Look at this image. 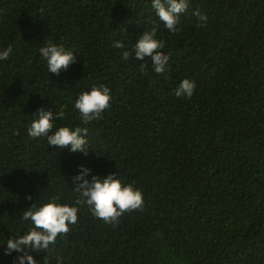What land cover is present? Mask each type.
Segmentation results:
<instances>
[{
  "label": "trees",
  "instance_id": "16d2710c",
  "mask_svg": "<svg viewBox=\"0 0 264 264\" xmlns=\"http://www.w3.org/2000/svg\"><path fill=\"white\" fill-rule=\"evenodd\" d=\"M152 29L163 74L133 52ZM177 29L151 0H0V50L12 49L0 61V264L31 227L26 207L76 204L81 164L117 172L142 207L105 223L79 205L67 233L30 253L39 264H264V0H190ZM48 40L77 56L59 75L39 54ZM185 78L194 94L176 97ZM101 84L112 99L86 125L87 156L27 134L40 107L63 110L57 128L84 127L75 100Z\"/></svg>",
  "mask_w": 264,
  "mask_h": 264
},
{
  "label": "clouds",
  "instance_id": "9594fccd",
  "mask_svg": "<svg viewBox=\"0 0 264 264\" xmlns=\"http://www.w3.org/2000/svg\"><path fill=\"white\" fill-rule=\"evenodd\" d=\"M190 0H151L155 14L163 22L169 32H176L180 15L189 7ZM202 21L206 20L201 16ZM115 48H123V41H114ZM165 44L156 38V29L145 31L134 43L133 52L137 60L150 59L152 69L156 74L167 71L170 57L164 53ZM11 47L0 50V61L7 60ZM39 54L46 62L48 74L59 75L61 70H67L70 64L77 62V56L65 48L61 43L48 40L40 47ZM125 59L129 52L123 53ZM193 80L185 78L175 88L176 97L190 98L195 91ZM110 89L101 84L94 85L90 90L78 94L74 109L79 112L82 126L67 125L56 127V121L64 116L63 110L53 111L52 108L40 107L33 114L27 134L32 138L44 137L49 146L58 150L67 149L69 152H79L88 155L90 146L86 125L100 119L102 113L110 106ZM56 128L55 131H52ZM72 184L79 193L75 205L58 203V197L37 205L32 203L22 214L24 221L30 222L31 227L24 234L10 238L6 242L5 255H17L13 264H39L31 252L47 250L54 243L58 234H65L69 226L77 222L78 206L86 204L94 217L103 219L105 223L115 222L125 211L139 209L143 204L142 192L134 185L125 184L118 178L117 172L106 176L94 174L92 168L79 165L76 174L72 177ZM31 200V194L25 197Z\"/></svg>",
  "mask_w": 264,
  "mask_h": 264
}]
</instances>
